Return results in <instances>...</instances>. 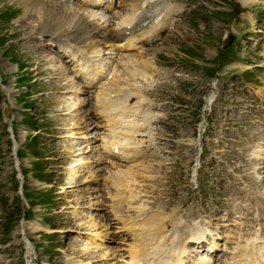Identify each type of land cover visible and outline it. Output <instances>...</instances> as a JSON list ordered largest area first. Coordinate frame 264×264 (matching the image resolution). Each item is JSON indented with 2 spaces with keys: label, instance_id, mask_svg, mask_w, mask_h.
Wrapping results in <instances>:
<instances>
[{
  "label": "rangeland",
  "instance_id": "1",
  "mask_svg": "<svg viewBox=\"0 0 264 264\" xmlns=\"http://www.w3.org/2000/svg\"><path fill=\"white\" fill-rule=\"evenodd\" d=\"M204 0H195L192 3V7H187V10L184 12V15L180 16L183 23L178 25V27H181V30L174 29L167 38V42L159 43L158 47L161 51V59L166 64V67H164V74L162 75L161 80L167 81L171 78L170 75L176 74V81L174 82V87L178 88V86H182V93L181 95H178L176 97L180 98L182 101V104L184 106L182 107L187 112L188 110H191L192 107V101L194 96H197L196 90L195 91H187L190 90V79H192L193 76L202 75L204 73V70L206 68H203L204 59H208L211 57L213 52L208 51L209 46L212 44V37L209 35L211 33V30L221 31L223 29L222 23L228 19V16H223L220 20L215 19L216 17L214 15H209L208 10H205V7L203 5H198ZM208 2H205L210 4H216L219 5L225 0H207ZM198 3V4H197ZM10 4V2L8 3ZM12 6L15 7V3H11ZM206 6V5H205ZM1 9H6L1 11ZM206 9H209L206 6ZM15 12L14 8H1L0 6V57H10L12 61L21 62L22 57L20 52L17 50L15 46V30L17 27L14 26V23L8 22L7 16L9 14H13ZM219 21L220 23H218ZM249 21V19H246L245 16H242L240 19V22L234 23V32L240 33L243 29L245 24ZM189 22L191 23V26H189ZM225 23V22H224ZM11 24V25H10ZM7 25V26H6ZM10 25V26H9ZM225 27V25H224ZM231 28V27H230ZM169 48L171 49V53L168 52ZM3 58H0V68L4 69L3 66ZM234 64H229L223 67L222 72L226 71L228 68L235 67ZM203 68V69H202ZM239 70V66L237 67V71ZM193 71V72H192ZM199 71H202L199 73ZM6 80V83L9 84V78L4 77ZM211 85V84H210ZM215 91L212 87H210V92ZM262 90V89H261ZM3 92L0 91V101L3 99ZM171 105V104H170ZM173 122L175 120L172 119ZM6 126V123L3 124L2 118L0 119V136H4V127ZM29 131H27V134ZM242 137V135H239ZM244 136V135H243ZM21 138V135H20ZM197 131L195 130V137L194 139H197ZM7 139V138H6ZM5 139V140H6ZM28 136L26 137V140L24 141V144H27ZM20 140V139H19ZM168 159V160H167ZM164 162L173 165L176 164L174 161H172L169 157H164ZM167 160V161H166ZM4 167L0 171L2 182H5V180H8V182H13L9 177V174L11 172L15 173L14 169L10 167H7L3 165ZM171 168V166H168ZM175 176L173 177V179ZM176 177V181L172 182L173 184H177L178 180L180 178ZM20 182V177L17 178V184ZM170 191V189H169ZM171 192V191H170ZM118 198V196H115ZM56 199V198H55ZM19 200V201H17ZM31 202L33 199H30ZM119 201V200H118ZM55 201L53 203H50L49 205L45 206H53ZM140 203V202H139ZM116 204V202H115ZM259 206V204L257 203ZM137 206V205H136ZM24 207V200L15 198L14 208L12 209V212L14 213L15 219H21V214ZM40 208V209H38ZM57 208L59 206L57 205ZM33 214L37 217H45L48 216L49 211L47 209H42V207L34 206L31 207ZM147 210V209H146ZM4 209L1 210L2 217L4 214ZM37 211H42L40 215L36 214ZM147 213L157 215L159 218L163 216H159L158 211H151L147 210ZM33 218V217H32ZM133 218V217H132ZM165 221V220H164ZM5 219L3 218L2 225H4ZM21 223V221H19ZM16 227H14L15 229ZM20 230L24 229L25 227L18 226ZM0 231H1V225H0ZM27 236L30 237H36L37 232L36 231H29V229L25 232ZM20 239H23V237L16 239L17 242L20 241ZM1 243V241H0ZM14 256L9 255L5 253L0 244V261L3 263H6L7 261H10L11 263H14Z\"/></svg>",
  "mask_w": 264,
  "mask_h": 264
},
{
  "label": "bare ground",
  "instance_id": "2",
  "mask_svg": "<svg viewBox=\"0 0 264 264\" xmlns=\"http://www.w3.org/2000/svg\"><path fill=\"white\" fill-rule=\"evenodd\" d=\"M38 1L43 3L42 6L38 9L37 13L34 14L38 22L43 20L45 23L46 22L55 23L56 19H58L57 16L64 13L62 8L50 4L48 0H38ZM84 1L87 2V0H84ZM146 1L147 0H129L127 3L126 13L124 16H122L119 19V23L125 24V25L131 24L133 20L138 17L137 10H142L143 8L146 7V4H145ZM156 1L157 3H159V5L164 3L163 0H156ZM245 1H248V0H244V2ZM52 26L53 24L50 26V28ZM263 68H264V65H263ZM261 89H262L261 94L264 95V88H261ZM132 93L134 92L131 90H128L126 98L130 97ZM124 108H125V105H123L120 108V112H122ZM112 132L115 133L114 129L112 130ZM239 135H242V137L244 138H248L247 134L238 130L235 134V137L238 138L237 143H239L241 140V137ZM187 147L189 150H191L192 146L187 145ZM145 148L146 146H143L142 148H138L136 151L133 150L135 151L134 155L130 154L132 149H129L128 154H125L122 157H133L138 153L143 154L145 152ZM240 156H243V155L239 152H236L235 154L225 155V161L226 163L229 164L233 160L239 159ZM155 157H159V155H156ZM236 162H238V164L234 163L231 166V168L235 167L233 168V171H235V175H233L232 173H228V172H226L224 175L225 178H228L231 180V182L227 186L224 187L223 191L225 193H229L230 191L235 189L234 183H236L239 180V177H243V181L247 180L245 176L236 175V173H239L242 170V164H240L239 161H236ZM137 165H134V166L136 167ZM162 165L163 163L157 164V167L162 166ZM134 175H135V171H133L130 167H128L122 171L121 170L115 171L111 177L109 176L110 178L109 182L113 187L114 196H118V198H115V201L112 205V210H115L118 212L117 206H120L121 204H124L127 209H132L133 213H135L133 218H130L127 215L125 214L123 215L120 213L116 215V219L120 220V222L123 225L128 224L127 227L129 230H132L133 228H137L139 230V234L146 235L150 233L151 237L154 236L155 239H157V236L162 233V227H163L162 224L165 222L164 220L166 219V222L168 221L170 223L174 221V217L173 215L171 216L166 215L165 219L162 220L163 217L159 218L157 215L146 212L147 210L145 209L144 205L141 202L139 203V201L135 199L134 188L131 186L135 180ZM167 178L169 177L167 176ZM175 181H176V177L172 180V182H175ZM158 194H162L166 198L167 202H169L172 199L173 193L170 192L169 190L164 191L163 189H160L158 191ZM154 201H156V199ZM257 203L259 204L258 206L259 209H262L263 207L262 202L257 200ZM166 222H165V225H166ZM181 227L182 228L177 231V234H181V238H189L187 242L195 244V247H202L204 245L209 246L208 244H205L206 237H205L202 227L198 225L193 226V224H190V223L182 224ZM165 240L167 241V243L164 244L165 249H167L166 255H162L163 250L160 245V242H158L157 245L150 248L151 254L155 256V258L152 259L150 262L148 261L149 258H145V255H148L149 253L144 252L143 250L139 248L138 244H135L130 249V256H132L130 260L132 261V264H136L137 261H140L141 264H180L181 258H184L186 255L184 242L178 237H172L171 235H168L165 238ZM233 249H235L234 252L242 251L241 248L236 249V247H234ZM196 261L198 262V264H204L205 261H204L203 254L202 256L199 255V257L196 258ZM230 264H232V260L230 261Z\"/></svg>",
  "mask_w": 264,
  "mask_h": 264
}]
</instances>
